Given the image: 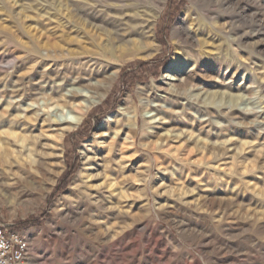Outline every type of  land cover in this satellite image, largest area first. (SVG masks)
<instances>
[{"label": "rangeland", "instance_id": "obj_1", "mask_svg": "<svg viewBox=\"0 0 264 264\" xmlns=\"http://www.w3.org/2000/svg\"><path fill=\"white\" fill-rule=\"evenodd\" d=\"M0 157L33 264H264V0H0Z\"/></svg>", "mask_w": 264, "mask_h": 264}, {"label": "built area", "instance_id": "obj_2", "mask_svg": "<svg viewBox=\"0 0 264 264\" xmlns=\"http://www.w3.org/2000/svg\"><path fill=\"white\" fill-rule=\"evenodd\" d=\"M0 264H33L29 242L22 232L0 224Z\"/></svg>", "mask_w": 264, "mask_h": 264}, {"label": "bare ground", "instance_id": "obj_3", "mask_svg": "<svg viewBox=\"0 0 264 264\" xmlns=\"http://www.w3.org/2000/svg\"><path fill=\"white\" fill-rule=\"evenodd\" d=\"M65 4V3H64ZM191 6V5H190ZM63 7V6H62ZM65 9V8H64ZM124 12V11H123ZM134 16H136V15H134ZM155 17V8H151L149 11H147V13H146V18H145V27L147 28L149 25H150V21H152V19ZM117 21V20H116ZM115 21V22H116ZM119 21V20H118ZM137 21V20H136ZM114 22V23H115ZM111 24V23H110ZM113 25V24H112ZM201 28V27H200ZM187 29V28H186ZM137 31V30H136ZM194 31V30H193ZM149 32V31H148ZM192 33V32H191ZM215 38V37H214ZM218 38V37H217ZM193 39V38H192ZM221 40V39H220ZM186 59V58H185ZM49 63V62H48ZM185 63H186V61L184 60V61H180L179 62V59L176 57V55H175V57H173V59L169 62V64H168V66H167V68L168 69H172L174 66H176V68L178 69V68H182L184 65H185ZM70 80V79H69ZM54 82V81H53ZM140 89V88H139ZM140 91H142L141 89H140ZM48 93V92H47ZM75 95L76 94V92L74 91H72L71 92V95ZM70 95V94H69ZM70 95V96H71ZM127 104H128V106H127V108H131V106L132 105H134V104H130L129 102H127ZM6 106V105H5ZM9 107V106H8ZM64 107V106H63ZM128 110V109H127ZM82 114H83V111L81 110V109H79L77 112H76V114L75 115H73V116H71V117H68V119H66V122H67V129H70V128H73V127H75L77 124H78V122H79V120L81 119V116H82ZM136 114H137V112H136ZM111 118V116H108L105 120H104V122L105 121H107L108 119H110ZM110 121V120H109ZM104 122H103V124H104ZM102 124V125H103ZM62 132V131H61ZM15 136V135H14ZM1 158V157H0ZM83 170V169H82ZM71 189H69V191H70ZM71 191H73V190H71ZM77 192V191H76ZM68 197V196H67ZM70 197V196H69ZM76 197V196H75ZM76 206V205H75ZM137 214V213H136ZM106 222V221H105ZM107 223V222H106Z\"/></svg>", "mask_w": 264, "mask_h": 264}]
</instances>
